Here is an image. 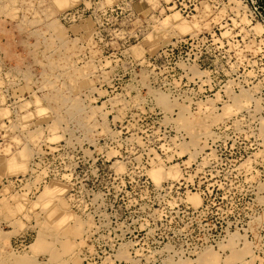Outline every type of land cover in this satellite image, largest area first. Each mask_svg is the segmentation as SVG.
I'll use <instances>...</instances> for the list:
<instances>
[{
  "label": "rangeland",
  "instance_id": "rangeland-1",
  "mask_svg": "<svg viewBox=\"0 0 264 264\" xmlns=\"http://www.w3.org/2000/svg\"><path fill=\"white\" fill-rule=\"evenodd\" d=\"M65 2L0 0V264H264V0Z\"/></svg>",
  "mask_w": 264,
  "mask_h": 264
},
{
  "label": "bare ground",
  "instance_id": "bare-ground-1",
  "mask_svg": "<svg viewBox=\"0 0 264 264\" xmlns=\"http://www.w3.org/2000/svg\"><path fill=\"white\" fill-rule=\"evenodd\" d=\"M67 1V0H66ZM66 2H65V0H59V3H57V4H59V6L61 7V5H64ZM68 3V2H67ZM66 3V4H67ZM177 15V17L176 16H174V20H175V23L177 24V26L180 28L179 30H181L182 32H189V31H191V26L190 25H188V24H186V23H184V22H182L180 19H179V17H178V14H176ZM180 16V15H179ZM183 20V19H182ZM176 24H174V25H176ZM177 28V27H176ZM157 101H158V104L161 106V107H163V109H165V110H170V108L172 107V102H170L169 101V99H167V97H165L164 95H160L159 94V96H158V98H157ZM156 101V102H157ZM40 109V110H39ZM38 110H39V112H41L42 113V111L44 112V110H43V108H41V107H39L38 108ZM46 111V110H45ZM37 113V112H36ZM1 115H3V114H1ZM201 124H203V123H201ZM206 124V123H205ZM183 126L185 127V128H187V130H189L191 133H192V135H193V141L196 139V137H197V135L200 133V131H198L199 133H196L195 131L193 132V129L188 125V123H183ZM200 127H201V125H199ZM205 125H203V127H204ZM203 127H201L202 129H204V131H205V129H206V126L203 128ZM195 128H196V126H195ZM194 128V129H195ZM205 132H207V130L205 131ZM204 135H205V133H204ZM210 135V134H209ZM207 136V135H206ZM201 137V136H200ZM194 143V142H193ZM153 173H152V175L154 176V178H155V180H157V181H159L161 178H162V172L159 170V169H154L153 171H152ZM171 173V172H170ZM176 173V172H175ZM170 175H172V174H170ZM177 175V174H176ZM173 176V175H172ZM166 177V176H165ZM168 177H169V174H168ZM174 178H175V176H174ZM47 193L48 194H55V193H60V189H58L57 187H54V189L53 190H51V189H48L47 190ZM46 194V193H45ZM195 203H197L198 202V200L196 199V198H194V200H193ZM69 219V218H68ZM66 221H67V218L65 217H61V219H60V223H57V224H53V225H56V226H53L54 227V229H55V227H57V229H56V231H53L54 233L53 234H55V233H57V231L59 230V226L60 225H62L63 223H66ZM46 225H48L49 226V224L47 223ZM46 227V226H45ZM50 229V228H49ZM48 229V230H49ZM53 229V230H54ZM50 231H48L47 233H49ZM66 249L67 250H71V245H69V244H67L66 246ZM56 257V256H55Z\"/></svg>",
  "mask_w": 264,
  "mask_h": 264
}]
</instances>
